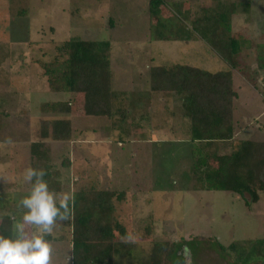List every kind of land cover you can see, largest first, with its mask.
<instances>
[{"label": "rangeland", "instance_id": "1", "mask_svg": "<svg viewBox=\"0 0 264 264\" xmlns=\"http://www.w3.org/2000/svg\"><path fill=\"white\" fill-rule=\"evenodd\" d=\"M164 1V14L179 16L183 28L171 41L152 42L149 0H0V216L12 217L14 224L26 211L20 201L30 192L24 179L31 161L28 145L39 139V122L67 118L73 125L72 140L78 143L47 142L50 162L62 182L56 193L72 196L92 184L125 193L122 201L114 199L115 216L126 236L118 238L111 264L144 259L158 242L177 246L172 261L164 264H264V192L247 205V194L194 190L189 121L181 97L150 91L147 66L231 69L221 61L206 65L210 49L188 33L190 20L215 0ZM230 1L238 5L233 22L234 31L241 33L243 17L238 13L245 10L246 0ZM257 1L261 8L248 15L243 34L249 43L244 45L240 67L233 70L234 140L211 145L223 153L231 152L242 139L264 141V71L257 68L253 51L255 44L264 42V0ZM73 37L109 41L112 91L139 92L145 98L141 113L130 112L128 97L116 100L129 112L115 117L118 129L111 119L85 115L80 94L70 114L39 110L41 103L74 96L49 90L37 64L53 58L56 47ZM68 158L71 165L66 167L62 161ZM27 230L32 231L31 226ZM46 239L51 245L50 264H71L70 220L58 222Z\"/></svg>", "mask_w": 264, "mask_h": 264}, {"label": "trees", "instance_id": "2", "mask_svg": "<svg viewBox=\"0 0 264 264\" xmlns=\"http://www.w3.org/2000/svg\"><path fill=\"white\" fill-rule=\"evenodd\" d=\"M247 1L248 9L250 1ZM164 4V0H149L148 38L152 42L171 41L183 28L179 16L164 14ZM237 8L234 1L215 0L212 5L203 7L200 16L190 20L191 30L188 32L192 39H201L230 70L210 72L186 64L155 65L149 68V82L151 92L167 91L181 97L184 116L189 121L187 135L191 146L193 189L229 191L240 196L247 194L249 199L245 202L249 205L256 203L259 193L264 192V141L240 140L229 153H223L221 148H211V145L234 140L233 113L237 91L233 70L240 67L244 45L249 43L242 33L233 29V15L237 14ZM110 50L109 41L73 37L56 47L57 55L53 58L37 60L49 90L74 95L69 101L41 103L40 112L71 113L73 103L78 100L77 94L82 95L81 106L83 104V113L87 116L112 120L117 115H128L127 110L116 105L118 98L126 100L128 97L132 113L142 109L143 95L138 97L136 92L119 95L112 91ZM253 51L257 68L264 71V42L255 44ZM38 136V140L29 144L30 166L45 170L50 189L60 192V172L50 162L47 142L70 140L71 121L41 120ZM62 164L69 167L71 162L68 158ZM124 195L123 191L93 184L72 194L67 219L71 223V264L112 263L118 238L126 236L125 228L115 216L114 199L122 201ZM13 221L10 216H0V234L11 235ZM217 247L225 250L218 242ZM176 253L174 244L158 242L146 258L131 264H164L165 260L172 261Z\"/></svg>", "mask_w": 264, "mask_h": 264}, {"label": "clouds", "instance_id": "3", "mask_svg": "<svg viewBox=\"0 0 264 264\" xmlns=\"http://www.w3.org/2000/svg\"><path fill=\"white\" fill-rule=\"evenodd\" d=\"M46 175L45 170L31 166L25 170L31 190L20 205L26 211L13 224L11 235L0 234V264H50L51 245L46 237L58 222L69 218L73 198L51 190ZM29 226L32 231L27 230Z\"/></svg>", "mask_w": 264, "mask_h": 264}, {"label": "crops", "instance_id": "4", "mask_svg": "<svg viewBox=\"0 0 264 264\" xmlns=\"http://www.w3.org/2000/svg\"><path fill=\"white\" fill-rule=\"evenodd\" d=\"M247 1V0H246ZM248 2V1H247ZM257 7L258 8H261L260 7V5L258 6V1L257 0H252V2L250 3V8L249 9H247V6L245 5V10L244 11H240L238 14L239 15H242V23L238 26L239 27V29H240V31H241V33L242 34H245V29H246V27H247V25L249 24V19H250V17H248V15H250V13L253 11V10H256L257 9ZM262 12H264V8L262 9ZM237 15V14H236ZM233 16H235V15H233ZM252 16V15H251ZM249 18V19H248ZM232 23H233V29H234V27H235V25H234V22L232 21ZM161 42H163V41H161ZM206 47H208L207 45H206ZM208 49H210L209 47H208ZM210 51V53H212V54H210V55H208V56H206L205 57V59H207L206 61H205V63H206V65H209L210 63L209 62H217V63H219V61H221L220 63H225L226 64V62H224L216 53H214L211 49L209 50ZM223 61V62H222ZM186 65H189V66H195V65H193V64H186ZM155 66V65H154ZM149 67L150 66H147V68L149 69ZM197 67V66H196ZM208 70V69H207ZM209 71V70H208ZM211 72V71H210ZM131 92H132V90H131ZM69 93V92H68ZM136 93H138V97H142V94H140L139 92H136ZM147 95V94H146ZM71 99V98H70ZM70 99H68V100H66V101H69ZM49 102H52V101H49ZM136 112H139V113H141L140 111H138V110H136ZM135 113V112H134ZM44 114V113H43ZM45 114H61V113H45ZM70 114V113H69ZM127 114H129V112L127 113ZM63 119V118H62ZM64 119H67V118H64ZM68 120H70V119H68ZM71 121V120H70ZM111 121H113V125H112V127L113 128H115V129H118V127H117V125H116V123H118L117 122V120H115V117L111 120ZM73 125H72V123H71V127H72ZM115 126V127H114ZM78 135V134H77ZM72 138H73V133H72V136H71V139L70 140H72ZM242 140H246V139H242ZM69 141V140H68ZM78 139H73L72 140V142H76V143H78ZM62 142H66V141H62ZM15 143H17V142H15ZM30 144V143H29ZM81 144V143H80ZM7 145H10L11 146V143H7ZM28 147H29V145H28ZM29 155H30V153H29ZM30 160H31V156H30ZM30 163H31V161H30ZM62 183V182H61ZM29 185H30V183H29Z\"/></svg>", "mask_w": 264, "mask_h": 264}]
</instances>
